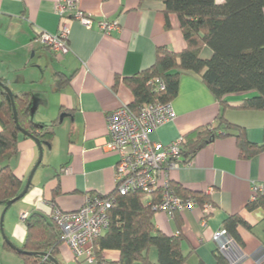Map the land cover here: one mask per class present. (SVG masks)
<instances>
[{
    "label": "crops",
    "instance_id": "obj_1",
    "mask_svg": "<svg viewBox=\"0 0 264 264\" xmlns=\"http://www.w3.org/2000/svg\"><path fill=\"white\" fill-rule=\"evenodd\" d=\"M58 2L0 0V78L14 93L30 94L31 118L53 125L56 131L52 144L44 145L43 158L48 156V161L42 163L40 172V167L35 172L29 192L6 215L5 234L20 248L27 235L21 212L40 209L49 213L54 207L75 211L88 196L115 190L118 155L106 149L107 115L134 100L125 78L152 66L158 48L180 52L186 47L180 20L174 13L166 15L164 0H78L79 9L90 15L94 24L89 28L73 17L67 18L70 50L55 53L37 36L59 32ZM98 21H116L118 25L107 32ZM201 55L209 58L212 51L205 47ZM56 74L70 78L60 89ZM244 97L230 95L224 116L243 127L249 141L263 145L264 110L235 107ZM172 104L175 120L153 130V141L170 144L197 127L214 124L220 112L212 91L199 75L188 71L180 75L179 93ZM18 147L11 165L25 187L40 150L33 138L24 135ZM170 179L188 191L207 194L214 207L205 219L198 204L173 218L164 212L155 213L161 231L184 237L183 251L191 253L187 264H199L201 260L217 264L213 235L223 228L227 217L236 214L251 226L238 228L247 254L241 264L264 259V208H247L254 197V184L264 183V151L243 159L236 137L223 136L202 148L189 163L171 170ZM4 208L0 205V216ZM2 235L0 264H24L20 255L5 248ZM150 255L156 261V251ZM104 256L118 261L120 253L105 250ZM59 260L61 264H86L85 260L75 259L64 243Z\"/></svg>",
    "mask_w": 264,
    "mask_h": 264
},
{
    "label": "trees",
    "instance_id": "obj_2",
    "mask_svg": "<svg viewBox=\"0 0 264 264\" xmlns=\"http://www.w3.org/2000/svg\"><path fill=\"white\" fill-rule=\"evenodd\" d=\"M164 2L166 15L174 13L180 20L186 47L180 52L158 48L152 66L125 78L134 94V100L128 107L138 113L144 104L172 102L179 93L181 73L193 72L212 91L220 105V112L214 124L197 127L182 135L178 159L181 164L189 163L202 148L223 136L236 137L243 159H249L264 151V144L249 141L245 129L228 121L224 116L225 109L230 106L228 97L233 94L245 96L235 106L238 109L264 110V0H225L223 3H218L217 0ZM205 47L212 51L209 58L201 55ZM157 78L163 81V89L157 88ZM69 79L56 74L57 89L67 84ZM0 81L9 86L3 78ZM0 90V205L6 207L24 189L23 181L15 174L11 165V160L19 153L20 136L38 138L43 145H51L56 131L53 125L37 123L31 118L30 94H16L12 91L19 123L28 133L23 134L17 128L11 96L1 86ZM171 187L180 198L192 199L200 206L212 202L207 194L188 191L172 181ZM105 195L114 196L116 202L109 210L108 230L93 242L96 264H187L191 253H184V237L181 233L169 236L155 223L154 216L157 211L154 207L162 198L159 190L126 195L114 190ZM247 208H264V194L256 195L247 204ZM179 214L180 212L175 215ZM24 222L27 235L22 249L35 253L20 252L6 241L5 248L20 255L24 264H56L47 253L60 262L62 231L51 212L33 210ZM241 226L251 229L250 224L236 214L224 220L223 228L243 247L238 232ZM105 250L119 251V260H108L104 256ZM152 250L157 253L156 261L151 259ZM216 263L231 264L218 248ZM199 264L207 263L201 260ZM260 264H264V260Z\"/></svg>",
    "mask_w": 264,
    "mask_h": 264
},
{
    "label": "built area",
    "instance_id": "obj_3",
    "mask_svg": "<svg viewBox=\"0 0 264 264\" xmlns=\"http://www.w3.org/2000/svg\"><path fill=\"white\" fill-rule=\"evenodd\" d=\"M73 11V14L70 12ZM57 12L61 19L58 33L41 32L38 40L58 54L69 52V28L67 18L73 17L87 27L94 24L93 18L81 11L78 0H59ZM98 26L110 32L117 27V22L98 21ZM158 89L164 88V83L157 78ZM176 111L172 102H156L144 104L139 112H133L128 105H123L107 115V134L109 139L106 149L118 155L115 165L116 187L121 195L133 192H148L159 190L161 201L155 205L157 212H164L173 218L176 212H183L197 203L184 200L177 196L172 187L170 171L177 169L182 147V136L170 144L153 141L150 133L158 127L173 122ZM254 197L264 194V183H255ZM116 198L107 195L88 196L85 203L75 211H64L54 207L52 217L62 231L63 243L73 252L75 259L96 264L93 250L94 239L104 234L109 228V210L115 204ZM203 219L212 213L214 207L210 203L201 206ZM29 212H21L24 221ZM217 248L231 264H241L247 257L244 248L232 238L225 228L217 230L213 235ZM257 260L256 263H261Z\"/></svg>",
    "mask_w": 264,
    "mask_h": 264
},
{
    "label": "water",
    "instance_id": "obj_4",
    "mask_svg": "<svg viewBox=\"0 0 264 264\" xmlns=\"http://www.w3.org/2000/svg\"><path fill=\"white\" fill-rule=\"evenodd\" d=\"M0 86L3 87L8 93L9 95L11 96V101H12V106H13V111H14V118H15V121H16V124H17V128L23 133V134H28L27 131H25L20 123H19V117H18V112H17V107H16V104H15V100H14V97H13V93H12V90L9 86H5L1 81H0ZM35 142L37 143L38 147H39V150H40V154H39V158L35 164V166L33 167L28 179H27V182H26V185L23 189V191L14 199L10 200L6 207L4 208L3 210V213H2V216H1V221H0V226H1V229L3 231V223H4V218H5V215H6V212L8 211V209L14 205L15 203H17L18 201H20L30 190V187L32 185V181H33V177L35 175V172L37 171V169L39 168V166L42 164L43 162V156H44V145L43 143L38 139V138H34ZM48 145V144H46ZM50 146V145H48ZM3 236L5 238V241L8 242V244L10 246H12L13 248H15L16 250L20 251V252H23L25 254H34L35 252H30V251H26V250H23L22 248L14 245L10 240L9 238L5 235L4 231H3ZM47 256H49L56 264H60V262L56 259V258H53L49 253L46 254Z\"/></svg>",
    "mask_w": 264,
    "mask_h": 264
},
{
    "label": "rangeland",
    "instance_id": "obj_5",
    "mask_svg": "<svg viewBox=\"0 0 264 264\" xmlns=\"http://www.w3.org/2000/svg\"><path fill=\"white\" fill-rule=\"evenodd\" d=\"M46 161H48V156H45L44 158H43V162L42 163H44V162H46ZM41 166H43V165H41ZM42 168L43 167H40L39 168V170H38V172H40V170H42ZM11 210V209H10ZM9 209H8V211L6 212V215L9 213V212H11ZM2 215V214H1ZM6 215H5V218H4V223H3V231H4V233H6L5 232V226H4V224H5V219H6ZM20 218H21V214H20ZM0 221H1V216H0ZM3 231H2V229H1V226H0V234L2 235L3 234ZM6 235V234H5ZM3 236V235H2ZM85 263L86 264H91V263H89L88 261H85Z\"/></svg>",
    "mask_w": 264,
    "mask_h": 264
}]
</instances>
